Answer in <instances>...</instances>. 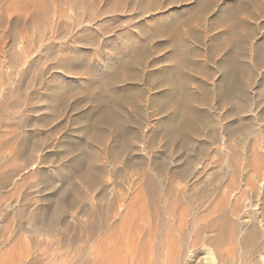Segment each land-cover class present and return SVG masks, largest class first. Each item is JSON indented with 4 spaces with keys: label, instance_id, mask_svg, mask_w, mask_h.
Segmentation results:
<instances>
[{
    "label": "rangeland",
    "instance_id": "1",
    "mask_svg": "<svg viewBox=\"0 0 264 264\" xmlns=\"http://www.w3.org/2000/svg\"><path fill=\"white\" fill-rule=\"evenodd\" d=\"M263 177L264 0H0V264H77L113 225L141 247L157 202L190 218L165 214L150 246L264 264Z\"/></svg>",
    "mask_w": 264,
    "mask_h": 264
},
{
    "label": "bare ground",
    "instance_id": "2",
    "mask_svg": "<svg viewBox=\"0 0 264 264\" xmlns=\"http://www.w3.org/2000/svg\"><path fill=\"white\" fill-rule=\"evenodd\" d=\"M259 151V150H258ZM255 152V151H254ZM254 156V155H253ZM255 157V156H254ZM258 174V173H257ZM261 176H263V175H261ZM258 177V176H257ZM264 178V177H263ZM144 179V178H143ZM147 179V178H146ZM155 180V179H154ZM140 181H142V180H140ZM144 181V180H143ZM146 181H148V180H146ZM145 181V182H146ZM122 182V181H121ZM149 182V181H148ZM151 182V181H150ZM248 182V181H247ZM119 184V183H118ZM117 184V185H118ZM154 184V183H153ZM153 184H152V186H153ZM256 184H257V182H256ZM138 185V184H137ZM143 185V184H142ZM145 185V184H144ZM262 185V184H261ZM119 186H121V185H119ZM118 186V187H119ZM251 186V185H250ZM183 187V186H182ZM152 188V187H151ZM150 188V189H151ZM166 188V187H165ZM186 188V187H185ZM252 188H253V186L251 187V190H252ZM114 189V188H113ZM144 189H145V187H144ZM148 189V188H147ZM153 189V188H152ZM151 189V190H152ZM181 189V188H180ZM256 189V188H255ZM120 191H118V190H116V191H118V192H120V193H122V191H124V190H122V188L121 189H119ZM154 190V189H153ZM175 190V189H174ZM173 190V191H174ZM179 190V189H178ZM183 190H185V191H187L186 189H183L182 188V190L181 191H183ZM257 190V189H256ZM144 191V190H143ZM142 191V192H143ZM245 191V190H244ZM248 191V190H247ZM142 192H141V194H142ZM154 192V191H153ZM153 192H150L151 193V196H152V193ZM172 192V191H171ZM184 192V191H183ZM246 192V191H245ZM119 193V194H120ZM144 193V192H143ZM163 193H165L164 191H163ZM174 193H175V191H174ZM178 193V192H177ZM190 193V192H189ZM260 193V192H259ZM118 193L116 192V194L115 195H117ZM119 194H118V196H119ZM124 194V193H123ZM138 194L140 195V192H138ZM183 194V193H182ZM192 194V193H191ZM158 195V194H157ZM180 195V194H179ZM186 194H185V192H184V195H182V196H185ZM195 195V194H194ZM193 195V196H194ZM103 196V195H102ZM120 196H121V194H120ZM123 196V195H122ZM122 196L121 197H119L118 198V200L121 198L122 200H123V198H122ZM135 196V195H134ZM142 196V195H141ZM141 196H139V197H141ZM154 196H156V195H154ZM173 196V195H172ZM177 196V195H176ZM175 196V197H176ZM117 197V196H116ZM133 197V196H132ZM167 197V196H166ZM169 197H171L170 195H169ZM174 197V196H173ZM186 197H187V195L185 196V199H186ZM225 197V196H224ZM114 198H115V196H114ZM134 198V197H133ZM142 198V197H141ZM140 198V199H141ZM154 198V197H153ZM158 198V197H157ZM156 197H155V199H157ZM172 198V197H171ZM178 198V200H181L179 197H177ZM177 198H175V199H177ZM184 198V197H183ZM190 198V197H189ZM199 198V197H198ZM197 198V199H198ZM229 198V197H228ZM100 199V198H99ZM120 199V201H122ZM135 199H137V196H136V198ZM144 200L143 201H145V199L146 198H143ZM159 199V198H158ZM174 199V198H173ZM195 199V198H194ZM115 200V199H114ZM133 200V199H132ZM138 200H139V198H138ZM147 200V199H146ZM149 200H150V198H149ZM154 200V199H153ZM160 200V199H159ZM159 200H157V201H159ZM162 200V199H161ZM168 199H166V201H167ZM172 201V199H169L168 200V202L169 201ZM199 200V199H198ZM239 200H241V199H239ZM100 201V200H99ZM104 201V200H103ZM112 201V200H111ZM163 201H164V199H163ZM182 201V200H181ZM183 201H184V199H183ZM191 201H192V199H191ZM207 201V200H206ZM226 201V200H225ZM102 202V201H101ZM109 202V201H108ZM114 203H116L115 201H113ZM130 202V201H129ZM133 202V201H132ZM131 202V203H132ZM137 203H138V201H136ZM154 202V201H153ZM165 202V201H164ZM164 202H162V203H164ZM178 202V201H177ZM188 202V201H187ZM202 202V201H201ZM205 202V201H204ZM103 203V202H102ZM113 203V204H114ZM141 203V201L139 202V204ZM143 203V202H142ZM141 203V204H142ZM156 203V202H155ZM158 203V204H157ZM153 207H154V216H153V218H154V220L156 221V222H153V223H155V225H154V227H153V229L152 230H150L149 228H148V232H146V233H144V231H146L145 230V227H144V225H142L141 223L139 224V219L137 220V222H138V232L136 233V234H139V239L140 240H142V242L140 241L139 242V246L141 245V247H129L128 245H129V242H128V244L127 245H125V246H128V247H125L124 245H120V236H121V234L119 233L120 232V230L122 229H120V227L118 228V225L117 226H115L114 227V225H113V228H111L110 230H104L103 232H95L97 229H98V227H102V229H104V227H105V225H103L102 223H99L101 220V218H99V222L97 221V220H94V222H93V220H91L92 222L91 223H88V225H87V227H86V229L88 230V231H90V232H88V234H90L91 235V237H93L92 235L94 234V235H96L97 233L100 235V237H98L97 239H98V241H97V239H95V241H96V244H97V246L96 247H94V245H93V247H87V248H91L90 249V252L89 253H91L89 256H91V257H89L88 255H87V253L85 252V250H83L82 248H83V245H82V247H77V248H73L74 250H73V253H74V255H75V257L78 255H80V253H85V254H83L82 255V262L80 261V259H79V257L78 258H75V259H78L80 262L79 263H77V264H80V263H82V264H124V263H127V261L128 262H130V263H132V264H135V261L138 259L139 261V264H142V263H145L146 264V262L149 260V258H152V256H157L156 258L155 257H153V259L154 260H156L157 258L159 259L160 257L157 255L158 254V251L160 250V251H162V252H164V254H165V257H166V260H167V262H170V263H178V264H200L199 263V261L198 260H196L195 258H196V252L195 251H191V252H189V248L188 247H177V246H175V243L174 244H169L168 242H169V240L167 241V246L168 247H166L164 244V247H158V244H153V243H151L152 245H154V247H152V246H150V241H151V238H152V235H154L155 234V237H156V239L155 240H157V242L156 243H158L159 242V240L158 239H161L162 238V241H163V237L165 238V236H163V235H165V234H163L162 233V231H161V233L158 231V229H162V228H164V226H162V224H161V222L163 221V218L165 217V214H169V216L174 220V221H176L177 223H178V230H180L181 231V234H183L182 232V230H183V228H185L184 226L187 224V226H188V222H187V220H188V216H189V213H188V205H189V203L187 204V206L185 207V206H182L181 204H177V206L176 205H174V204H176V202L174 203V204H172L171 202V205L172 206H169L168 208H164V206L162 205V204H160L159 202H157ZM225 203V202H224ZM238 203V202H237ZM108 203H106V205H107ZM110 204V203H109ZM123 204V203H122ZM126 204V203H125ZM124 204V205H125ZM139 204H136V205H138L139 206ZM193 204V203H192ZM205 204V203H204ZM211 204V203H210ZM98 205H100V204H98ZM112 205V204H111ZM118 205V204H117ZM127 205H130V204H127ZM133 205V204H132ZM136 205H134V206H136ZM165 205V204H164ZM214 205V204H213ZM212 205V206H213ZM222 205V204H221ZM220 205V206H221ZM230 205V204H229ZM237 205V204H236ZM100 206H102V205H100ZM114 206V205H113ZM141 206V205H140ZM148 206V205H147ZM151 206V208H152V204L150 205ZM217 206V205H216ZM103 207V206H102ZM107 207H108V205H107ZM127 207H130V206H127ZM137 207V206H136ZM146 206H145V203H144V208H145ZM149 207V206H148ZM148 207H146V208H148ZM209 207V206H208ZM241 207V206H240ZM104 208V207H103ZM116 208V207H115ZM119 208H121V206H119ZM124 208V207H123ZM139 207H137V209H138ZM145 208V209H146ZM200 208H202V207H200ZM210 209H211V207H209ZM208 208V209H209ZM222 208V207H221ZM224 208V207H223ZM236 208V207H235ZM234 208V209H235ZM102 209V208H101ZM133 209V208H132ZM134 209H136V208H134ZM165 209V210H164ZM191 209V208H190ZM207 209V208H206ZM205 209V210H206ZM217 209V208H216ZM216 209H215V213H216ZM225 209V208H224ZM103 210H106V209H103ZM117 210H118V208H117ZM120 210V209H119ZM125 210H126V208H125ZM142 209H140L139 211H141ZM199 210V209H198ZM201 210V209H200ZM218 210V209H217ZM261 210V209H260ZM91 211V210H90ZM99 211H100V209H99ZM102 211V210H101ZM100 211V212H101ZM123 211V210H122ZM121 211V212H122ZM143 212H141L142 214H141V220H144V218L147 216V215H150V214H148L147 213V215L145 214L146 212L144 211V209L142 210ZM152 211V210H151ZM197 211V210H196ZM211 211V210H210ZM212 211H214L213 209H212ZM211 211V212H212ZM223 210H221L220 212H222ZM95 212V211H94ZM94 212H92L93 214H94ZM96 212H97V210H96ZM96 212H95V214H96ZM115 212V211H114ZM118 214H119V212L118 211H116ZM115 212V213H116ZM124 213H125V211H123ZM129 212H131V211H129ZM149 213H151L150 211H148ZM198 212H200V211H198ZM203 212V211H202ZM210 212V213H211ZM224 212V211H223ZM99 213V212H98ZM103 213H105V212H103ZM204 213V212H203ZM114 214V213H113ZM129 214V213H128ZM134 214V213H133ZM214 214V213H213ZM220 213L218 212V215H219ZM259 214V213H258ZM99 215V214H98ZM104 215V214H103ZM152 215V214H151ZM150 215V216H151ZM199 215V214H198ZM216 215H217V213H216ZM96 216V215H95ZM121 216V215H120ZM136 216V215H135ZM167 216V215H166ZM206 216H208V215H206ZM212 216V215H211ZM226 216H228V214L226 215ZM62 217V216H61ZM90 217L93 219V217H94V215H93V217L90 215ZM89 217V218H90ZM98 217V216H97ZM103 217V216H102ZM105 217V216H104ZM113 217V216H112ZM116 217V216H115ZM138 217V216H137ZM205 217V216H204ZM218 217V216H217ZM220 217V216H219ZM218 217V218H219ZM58 218V217H57ZM109 219L111 218V217H108ZM124 218V217H123ZM123 218L121 219L120 218V221L121 220H123ZM171 218H169V219H171ZM189 218H190V216H189ZM201 218V217H200ZM207 218V217H206ZM212 218V217H211ZM48 219V218H47ZM56 219V218H55ZM61 219H65V217L64 218H61ZM61 219H59L60 221H61ZM95 219H98V218H96L95 217ZM103 219V218H102ZM116 219V218H115ZM126 219L128 220V218L126 217ZM126 219H124V221H126V222H128ZM133 219V218H132ZM131 219V220H132ZM203 219V218H202ZM216 219V218H215ZM222 219V218H221ZM262 219V218H261ZM44 220V219H43ZM57 220V219H56ZM82 220V219H81ZM117 220V219H116ZM115 220V221H116ZM140 220V221H141ZM193 220V219H192ZM197 220H198V217H197ZM196 220V221H197ZM223 220H225V214H224V216H223ZM39 221H41V220H39ZM48 221H50V219H48ZM111 221H113V219L111 220ZM119 221V222H120ZM195 221V222H196ZM203 221V220H202ZM219 221V220H218ZM217 221V222H218ZM225 221H227V220H225ZM225 221H224V223H225ZM231 221H232V219H231ZM87 222V221H86ZM88 222H90V221H88ZM102 222V221H101ZM104 222V221H103ZM122 222V221H121ZM125 222V223H126ZM131 222V221H130ZM134 222V221H133ZM169 222H171V221H169L168 220V223ZM187 222V223H186ZM193 222V221H192ZM85 223V222H84ZM82 224V226L83 225H86V224ZM114 223V222H113ZM124 223V222H123ZM147 223H149V221H147ZM151 223V222H150ZM149 223V224H150ZM152 223V224H153ZM198 223V222H197ZM224 223H220V225L221 224H224ZM39 224H41V223H39ZM49 224H50V222H49ZM75 224V223H74ZM80 224V225H81ZM102 224V225H101ZM108 224V223H107ZM110 224V223H109ZM108 224V225H109ZM219 224V223H218ZM45 225H47V224H45L44 223V226ZM55 225V224H54ZM70 225V224H69ZM112 225V224H111ZM128 225V224H127ZM147 225V224H146ZM189 225H191V224H189ZM193 227L192 228H194V230L196 231V232H198L197 231V227H196V224L195 223H193ZM219 225V226H220ZM225 225V224H224ZM224 225H222V226H224ZM38 226V225H37ZM40 226V225H39ZM38 226V227H39ZM58 226V225H57ZM74 226V225H73ZM135 226V225H134ZM161 226H162V228H161ZM198 226V225H197ZM217 226V223H215V221L213 220V221H210L209 220V223H206V225H204V230H210V229H213V228H215ZM218 226V227H219ZM230 226V225H229ZM236 226V225H235ZM238 226V225H237ZM38 227H37V229H38ZM41 227H42V225H41ZM40 227V228H41ZM79 227H81V226H79ZM85 227V226H84ZM83 227V228H84ZM96 227H97V229H96ZM107 227V226H106ZM105 227V228H106ZM112 227V226H111ZM160 227V228H159ZM199 227H200V225H199ZM201 227H202V225H201ZM200 227V228H201ZM53 228V227H52ZM82 228V229H83ZM173 228H174V226H173ZM175 228H176V226H175ZM191 228V229H192ZM200 228H198V229H200ZM219 228H221V227H219ZM223 229L222 230H224L225 229V227H222ZM231 228V227H230ZM235 228V227H234ZM253 228V227H252ZM42 229V228H41ZM43 229H45V228H43ZM54 229H56V228H54ZM66 229H68V226H67V228ZM94 229H96L95 231H94ZM120 229V230H119ZM125 229V228H124ZM166 229V228H165ZM189 230H190V228H188ZM187 229V227H186V230H188ZM254 229H255V227H254ZM46 230V229H45ZM126 230H129V229H126ZM135 230H136V228H135ZM170 230V231H169ZM168 231L169 232H171V229H169ZM174 230V229H173ZM173 230H172V232H173ZM185 230V229H184ZM185 230V231H186ZM193 230V231H194ZM220 230V229H219ZM251 230V229H250ZM253 230V229H252ZM251 230V231H252ZM55 231V230H54ZM83 231V230H82ZM82 231H81V233H82ZM93 231H94V233H93ZM98 231V230H97ZM102 231V230H101ZM122 231V230H121ZM133 231V230H132ZM165 231V230H164ZM167 231V230H166ZM203 231V230H202ZM217 231V230H216ZM231 231V230H230ZM254 231V230H253ZM252 231V232H253ZM123 232H125V231H123ZM123 232H121V233H123ZM128 232H131L130 230L128 231ZM134 232V231H133ZM156 232H158L159 234H161L162 236H159L158 238H157V236H156ZM176 233L178 232L177 231V228H176V231H175ZM200 232V231H199ZM223 232H225V231H223ZM61 233V232H60ZM127 233V231L125 232V233H123V234H126ZM174 233V232H173ZM175 233V234H176ZM180 233V232H179ZM186 233V232H185ZM193 233V232H192ZM226 233V232H225ZM225 233H224V236H225ZM82 234H84L83 235V237L85 236V234L86 233H82ZM81 234V235H82ZM120 234V235H119ZM123 234H122V236H123ZM195 234V233H194ZM197 234V233H196ZM202 234V233H201ZM203 234H205V232L203 233ZM231 234V233H230ZM80 235V236H81ZM128 235H129V237H130V233H128ZM135 235V234H134ZM134 235H133V238H134ZM191 235V234H190ZM193 235V234H192ZM88 236V235H87ZM98 236V235H97ZM96 236V237H97ZM125 236V235H124ZM126 236H127V234H126ZM131 236H132V234H131ZM137 236V235H136ZM135 236V238H137ZM169 236H172V235H170V233H169ZM173 236H174V234H173ZM82 237V236H81ZM91 237L89 236V238L91 239ZM95 237V236H94ZM93 237V238H94ZM128 237V236H127ZM154 237V236H153ZM161 237V238H160ZM166 237H167V232H166ZM176 237H178L179 238V235L178 236H174V238H176ZM187 237V236H186ZM201 237H202V235H201ZM85 238H87L88 239V237H84V239ZM123 238V237H122ZM125 238L126 237H124V241H125ZM135 238H134V241H137L138 239H136L135 240ZM253 238V237H252ZM127 239V238H126ZM168 239H170L169 237H168ZM173 239V238H172ZM224 239V238H223ZM93 240V239H92ZM175 240V239H174ZM174 240H172L173 242H174ZM177 240V239H176ZM250 240V239H249ZM86 241V240H85ZM127 241V240H126ZM154 241V240H153ZM171 241V242H172ZM133 242V241H132ZM152 242V241H151ZM165 242H166V240H165ZM164 242V243H165ZM172 242V243H173ZM176 242V241H175ZM185 242V241H184ZM190 242V241H189ZM229 242V241H228ZM227 242V243H228ZM86 243H89L90 244V242H86ZM85 243V244H86ZM138 243V242H137ZM141 243V244H140ZM142 243H143V245H142ZM160 243H161V241H160ZM159 243V244H160ZM191 243H193V242H191ZM84 244V245H85ZM88 244V245H89ZM122 244V243H121ZM132 244V243H131ZM133 244H134V242H133ZM229 244V243H228ZM92 245V244H91ZM135 245V244H134ZM134 245H132V246H134ZM162 244H161V246H163ZM226 245V244H225ZM81 246V245H80ZM87 246V245H86ZM86 246L84 247V248H86ZM124 246V247H123ZM136 246V245H135ZM138 246V245H137ZM156 246V247H155ZM222 246V245H221ZM224 246V245H223ZM160 248L159 250H158V248ZM37 249H38V247H36ZM52 248V247H51ZM51 248H49V249H51ZM55 248H58V247H55ZM54 248V249H55ZM60 248H62V247H59L58 249H60ZM66 248V247H65ZM71 248V247H70ZM155 248H157V252L156 253H153V251L155 252L156 250H155ZM196 248H198V247H196ZM196 248L194 249V250H196ZM201 248V247H200ZM217 248V247H216ZM39 249H41L42 250V248L41 247H39ZM45 249V248H44ZM69 249V248H68ZM68 249H67V252L66 253H68L69 251H71L72 252V250H70L69 249V251H68ZM164 251H163V250ZM223 249V248H222ZM228 249V248H227ZM231 249L233 250V249H235V248H233V247H231ZM52 251H53V249H51ZM50 250V251H51ZM55 250H57V249H55ZM63 249H61L60 251H62ZM81 250H83L82 252H81ZM87 250H89V249H87ZM182 250H185V253L184 254H182L183 252H182ZM231 250V251H232ZM22 251V250H21ZM25 251V250H24ZM24 251H22V253L24 252ZM38 251V250H37ZM47 251V250H46ZM45 250H44V252H46ZM50 251H49V253H50ZM64 251H66V249H64ZM63 251V252H64ZM217 251H219V250H217ZM222 251V250H221ZM220 251V252H221ZM226 250L224 249V252H225ZM230 251V250H229ZM230 251V252H231ZM43 252V251H42ZM63 252H61V255L62 256H64L63 254H66V253H63ZM70 252V253H71ZM162 252H161V254H162ZM224 252H222V258H223V260L222 261H224V262H221L222 264L224 263L225 264V258H227L229 261L228 262H230V261H232V259L234 258L231 254H230V252H229V255L226 257L225 255H223V253ZM253 252V251H252ZM25 253V252H24ZM28 252L26 251V254H27ZM30 253V252H29ZM28 253V254H29ZM40 253H41V251H40ZM48 253V251L46 252V254ZM63 253V254H62ZM88 253V254H89ZM197 253H198V250H197ZM232 253H234L233 251H232ZM52 254V253H51ZM235 254V253H234ZM22 255V254H21ZM31 255H34V254H31ZM45 255V253L43 254V256ZM54 255H59V254H57V252H56V254H54ZM73 255V254H72ZM73 255V256H74ZM87 255V256H86ZM36 256V255H35ZM38 256V255H37ZM42 256V254L40 255V257ZM42 256V257H43ZM68 256H69V253H68ZM86 258H85V257ZM163 256V255H162ZM235 256V255H234ZM236 256H237V254H236ZM29 257V256H28ZM34 257V256H33ZM41 257V258H42ZM47 257H48V255H47ZM46 256L44 257L45 259H48ZM50 257V256H49ZM56 257V256H55ZM60 256H58V258H59ZM67 257V255L65 256V258ZM70 257V256H69ZM68 257V258H69ZM89 257V258H88ZM26 258H27V256H25L24 254H23V256H21L20 257V259H18V264H25V263H27L26 262ZM61 258V257H60ZM60 258H59V261H60ZM67 258V259H68ZM70 258H73V257H70ZM90 258H91V261H90ZM202 258V257H201ZM207 258V257H206ZM213 258H214V256H213ZM212 258V259H213ZM27 259H29V258H27ZM31 259V258H30ZM40 259V258H39ZM38 259V260H39ZM54 259V256H53V258H52V262L53 261H55V259ZM57 259V258H56ZM158 259H157V261H158ZM163 259V258H162ZM161 259V260H162ZM35 260H36V258H35ZM49 260H50V258H49ZM63 260H66V259H64V257H63ZM69 260V259H68ZM77 260V261H78ZM152 260V259H151ZM151 260L148 262V264H150V262H151ZM161 260H159V261H161ZM200 260V259H199ZM202 260V259H201ZM243 260V259H242ZM30 261H32V259L30 260ZM42 261V260H41ZM40 261V262H41ZM43 261H44V259H43ZM42 261V262H43ZM51 261V260H50ZM49 261V262H50ZM58 261V260H57ZM62 261V260H61ZM60 261V262H61ZM69 261H74V259H71V260H69ZM213 261V260H212ZM34 262V261H33ZM41 262V263H42ZM64 262V261H63ZM72 262H69V263H72ZM75 262H76V260H75ZM137 262V261H136ZM154 262V261H153ZM152 262V263H153ZM166 262V261H165ZM214 262H215V259H214ZM245 262V261H244ZM243 262V263H244ZM39 263V262H38ZM46 263H47V260H46ZM54 263H58V262H53L52 264H54ZM68 263V264H69ZM151 263V264H152ZM159 263V262H158ZM160 263H162V261L160 262ZM217 263V262H216ZM218 263H220V262H218ZM232 263V262H231ZM28 264V263H27ZM34 264V263H33ZM35 264H36V262H35ZM43 264V263H42ZM48 264V263H47ZM51 264V263H50ZM62 264V263H61ZM73 264H74V262H73ZM76 264V263H75ZM128 264V263H127ZM137 264V263H136ZM166 264V263H165ZM201 264H203V263H201ZM207 264V263H206ZM214 264V263H213ZM237 264V263H236Z\"/></svg>",
    "mask_w": 264,
    "mask_h": 264
}]
</instances>
